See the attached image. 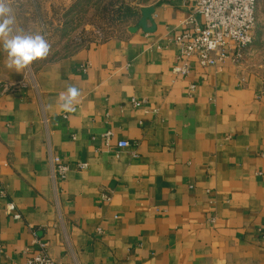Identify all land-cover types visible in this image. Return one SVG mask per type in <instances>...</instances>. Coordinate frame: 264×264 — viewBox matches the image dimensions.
<instances>
[{
	"label": "crops",
	"instance_id": "crops-1",
	"mask_svg": "<svg viewBox=\"0 0 264 264\" xmlns=\"http://www.w3.org/2000/svg\"><path fill=\"white\" fill-rule=\"evenodd\" d=\"M133 5L126 33L22 72L0 46V264L24 263L32 232L63 264H264V77L233 57L175 74L188 3Z\"/></svg>",
	"mask_w": 264,
	"mask_h": 264
},
{
	"label": "built area",
	"instance_id": "built-area-1",
	"mask_svg": "<svg viewBox=\"0 0 264 264\" xmlns=\"http://www.w3.org/2000/svg\"><path fill=\"white\" fill-rule=\"evenodd\" d=\"M186 2L192 14L185 22L187 30L175 38L180 48L179 59L182 63L174 67V73L188 75L192 60L202 67L219 66L230 57L241 60L242 51L254 40L258 0H186ZM196 15L202 17V22L197 20ZM14 88V84L0 79V91L7 92ZM144 102L132 99L134 106H141ZM106 136L109 140L111 133L108 132ZM128 146L127 140L117 143L119 148ZM49 161L54 182L63 181L67 175L68 165L57 155L50 154ZM83 166L85 165H81ZM7 213L16 219L21 218L13 202L8 203ZM32 234L37 248L30 251V255L22 264H63L48 255L47 242L37 239L35 232Z\"/></svg>",
	"mask_w": 264,
	"mask_h": 264
},
{
	"label": "rangeland",
	"instance_id": "rangeland-1",
	"mask_svg": "<svg viewBox=\"0 0 264 264\" xmlns=\"http://www.w3.org/2000/svg\"><path fill=\"white\" fill-rule=\"evenodd\" d=\"M71 11L66 8L67 0H12V9L19 30L24 33L41 32L48 40L50 52L46 58L34 64L64 56L77 48L106 38L120 36L129 24L136 20H126L124 6L120 11L111 5L142 4L150 0H79ZM36 5H34V4ZM108 5V6H106ZM106 6V7H105ZM114 11V12H111ZM257 23L253 43L242 52L240 63L252 72L264 77V0H258Z\"/></svg>",
	"mask_w": 264,
	"mask_h": 264
},
{
	"label": "clouds",
	"instance_id": "clouds-1",
	"mask_svg": "<svg viewBox=\"0 0 264 264\" xmlns=\"http://www.w3.org/2000/svg\"><path fill=\"white\" fill-rule=\"evenodd\" d=\"M12 0H0V46L7 54L6 66L16 72H22L34 61L46 58L51 45L41 32L24 33L16 28V18L12 9ZM80 91L68 86L60 93L58 100L64 112L75 111V103Z\"/></svg>",
	"mask_w": 264,
	"mask_h": 264
},
{
	"label": "trees",
	"instance_id": "trees-1",
	"mask_svg": "<svg viewBox=\"0 0 264 264\" xmlns=\"http://www.w3.org/2000/svg\"><path fill=\"white\" fill-rule=\"evenodd\" d=\"M106 6H108V5H106ZM106 6H105V7H106ZM121 6L126 7V5H121ZM121 6H120V7H121ZM110 8H111L112 10H114V6H113V5H111ZM126 9H129V8H126ZM112 10H111V12H114V11H112ZM117 11H120V9H117Z\"/></svg>",
	"mask_w": 264,
	"mask_h": 264
},
{
	"label": "water",
	"instance_id": "water-1",
	"mask_svg": "<svg viewBox=\"0 0 264 264\" xmlns=\"http://www.w3.org/2000/svg\"><path fill=\"white\" fill-rule=\"evenodd\" d=\"M141 24L143 25V24H144V22H141ZM136 28H137V27H136ZM136 28H135V29H136ZM132 30H134V28H133Z\"/></svg>",
	"mask_w": 264,
	"mask_h": 264
}]
</instances>
